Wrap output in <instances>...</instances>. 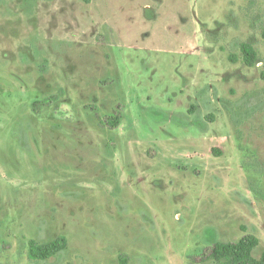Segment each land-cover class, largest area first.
Masks as SVG:
<instances>
[{"label":"rangeland","instance_id":"1","mask_svg":"<svg viewBox=\"0 0 264 264\" xmlns=\"http://www.w3.org/2000/svg\"><path fill=\"white\" fill-rule=\"evenodd\" d=\"M263 31L264 0H0V264H206L249 235L260 257L264 112L237 128L222 100L264 88Z\"/></svg>","mask_w":264,"mask_h":264},{"label":"trees","instance_id":"2","mask_svg":"<svg viewBox=\"0 0 264 264\" xmlns=\"http://www.w3.org/2000/svg\"><path fill=\"white\" fill-rule=\"evenodd\" d=\"M262 36L264 38V31ZM240 48L242 52L241 61L246 66L254 67L259 63V53L251 43H242ZM231 60L237 62L238 58L231 56ZM222 101L231 122L239 128L256 115L264 112V88L248 91L237 101ZM40 104L42 103H36L35 105ZM139 108L143 114L148 115L150 120L155 123L172 122L179 125H189V122L181 120L183 114H174L158 107L140 106ZM191 110H195V106H192ZM191 110L190 113H192ZM208 119L214 121L213 116H209ZM119 125L120 120L118 119L111 122L113 128H117ZM214 151L221 154L217 149ZM259 244L260 239L254 235L245 236L237 242L217 241L201 253L202 261L206 264H264V252L260 257L254 255ZM28 245V259L31 262H43L64 251L67 247V240L61 236L50 243L41 244L37 240L31 239Z\"/></svg>","mask_w":264,"mask_h":264}]
</instances>
